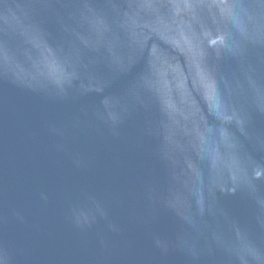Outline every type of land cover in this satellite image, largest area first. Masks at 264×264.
I'll list each match as a JSON object with an SVG mask.
<instances>
[{
    "label": "water",
    "instance_id": "obj_1",
    "mask_svg": "<svg viewBox=\"0 0 264 264\" xmlns=\"http://www.w3.org/2000/svg\"><path fill=\"white\" fill-rule=\"evenodd\" d=\"M0 264H264V0H0Z\"/></svg>",
    "mask_w": 264,
    "mask_h": 264
}]
</instances>
